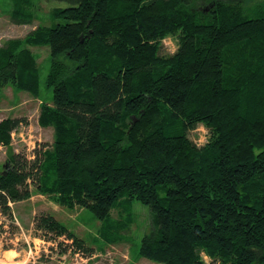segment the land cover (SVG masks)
Returning a JSON list of instances; mask_svg holds the SVG:
<instances>
[{
    "label": "trees",
    "instance_id": "obj_1",
    "mask_svg": "<svg viewBox=\"0 0 264 264\" xmlns=\"http://www.w3.org/2000/svg\"><path fill=\"white\" fill-rule=\"evenodd\" d=\"M40 1L66 6L52 9L57 23L0 48V88L38 95L25 46H48L53 105L40 122L55 141L31 158L10 152L0 229H17L13 204L34 187L99 221L147 207L153 227L139 252L155 263L207 264L206 254L209 264H264V3L247 14L223 0ZM14 5L13 24L32 25L33 0ZM170 34L180 45L165 58L157 43ZM202 124L204 147L189 138ZM21 125L0 122V148ZM35 227L46 242L85 249L51 215Z\"/></svg>",
    "mask_w": 264,
    "mask_h": 264
},
{
    "label": "rangeland",
    "instance_id": "obj_2",
    "mask_svg": "<svg viewBox=\"0 0 264 264\" xmlns=\"http://www.w3.org/2000/svg\"><path fill=\"white\" fill-rule=\"evenodd\" d=\"M225 1L228 6L240 4L247 14L259 6L263 7L264 3V0ZM33 4V24L19 26L11 20L15 9L14 0H0V48L9 41H25L38 27L57 23V20L53 21L52 9L66 6L65 3H45L40 0H33ZM180 40L176 34L161 39L157 43L158 54L165 58L174 55ZM25 47H29L38 60L39 94L25 92L13 85L0 88V122L7 118H19L22 121L21 128L12 134L11 146L8 149L0 148V173L8 164L10 152H23L31 158L36 149L40 150L43 145L51 147L55 141L54 128L44 127L40 122L42 107L53 105V92L46 84L52 61L51 50L40 44ZM189 138L204 147L210 143L211 131L202 124L190 133ZM31 194L29 200L13 204L17 229H0V264H160L145 259L139 252L141 240L153 227L147 207L135 202L133 208L126 211V216L117 210L112 212L109 220L99 221L84 208L69 209L54 203L49 196L37 193L34 187ZM44 215L53 216L75 237L83 240L85 249L77 248L65 237L58 240L60 245L39 238L41 234L35 224ZM2 222L0 215V224ZM49 238L56 239L55 234H49ZM64 249L66 251L61 253ZM202 260L207 264L211 262L206 254L202 255Z\"/></svg>",
    "mask_w": 264,
    "mask_h": 264
}]
</instances>
